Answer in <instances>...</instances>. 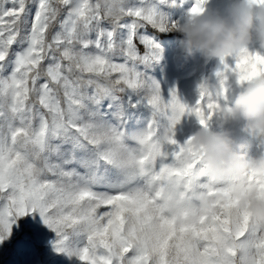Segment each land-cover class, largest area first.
<instances>
[{
  "label": "snow or ice",
  "instance_id": "obj_1",
  "mask_svg": "<svg viewBox=\"0 0 264 264\" xmlns=\"http://www.w3.org/2000/svg\"><path fill=\"white\" fill-rule=\"evenodd\" d=\"M176 26L152 0H0V242L38 210L81 264H264V219L203 207L208 177L175 139L264 52L222 62L217 103L204 82L194 105L165 99L141 66L161 52L148 29ZM145 102L152 121L133 131Z\"/></svg>",
  "mask_w": 264,
  "mask_h": 264
},
{
  "label": "rangeland",
  "instance_id": "obj_2",
  "mask_svg": "<svg viewBox=\"0 0 264 264\" xmlns=\"http://www.w3.org/2000/svg\"><path fill=\"white\" fill-rule=\"evenodd\" d=\"M152 3L170 21L182 23L185 17L191 14V9L196 5L197 0H164V2L152 0ZM229 3L230 0H206L202 7L209 11L223 12ZM257 4L264 6V0H257ZM148 32L159 44L161 52L159 59L142 65L141 70L160 84L165 99H169L171 91L176 90L179 98L189 105H194L198 101L199 88L203 82L205 94L217 103L214 93L219 85L217 73L223 68L222 62L234 65L236 58L246 52L249 54L264 52V36L257 34L249 46L223 59H208L199 54L186 57L179 44L182 37L178 32H154L151 29H148ZM261 69H264V59H254L250 65V72ZM243 83L235 78L232 79L226 98L221 96L215 114L205 125H202L194 114H185L175 127V139L179 144L190 142L185 154L186 159L191 167L199 166L208 177L207 191L201 202L203 207L210 210L219 208L225 212L241 207L251 217L264 219V213L257 211L258 206L264 205V167L256 163L264 161V137H256L244 132L242 121L226 122L223 118L224 107L243 90ZM133 112L131 129L145 131L152 121V108L145 102L139 104ZM161 123L167 126L168 121L165 119ZM201 127L230 135L236 151L246 154L254 163L243 172L213 171L193 142L194 134ZM163 131L162 128L161 132ZM225 186L230 190L225 191ZM58 240L57 233L45 223L38 210L29 212L17 218L10 236L0 242V264H81L77 256L58 250L56 246ZM174 241L176 236L169 241V251Z\"/></svg>",
  "mask_w": 264,
  "mask_h": 264
},
{
  "label": "clouds",
  "instance_id": "obj_3",
  "mask_svg": "<svg viewBox=\"0 0 264 264\" xmlns=\"http://www.w3.org/2000/svg\"><path fill=\"white\" fill-rule=\"evenodd\" d=\"M171 31L178 32L179 44L186 57L199 54L208 59H223L249 46L257 34L264 36V6L257 0H230L225 11L203 9L191 13ZM235 99L223 109L226 122L242 121V130L264 137V74L251 73ZM193 142L204 161L217 173L243 172L253 161L236 151L230 135L201 127ZM264 167V161L256 162ZM257 211L264 213V205Z\"/></svg>",
  "mask_w": 264,
  "mask_h": 264
},
{
  "label": "trees",
  "instance_id": "obj_4",
  "mask_svg": "<svg viewBox=\"0 0 264 264\" xmlns=\"http://www.w3.org/2000/svg\"><path fill=\"white\" fill-rule=\"evenodd\" d=\"M149 29H151V28H149ZM152 31H154V32H158V31H156L155 29H151Z\"/></svg>",
  "mask_w": 264,
  "mask_h": 264
}]
</instances>
